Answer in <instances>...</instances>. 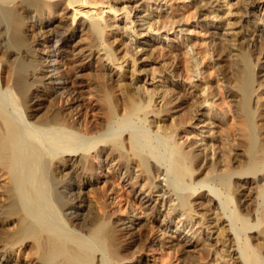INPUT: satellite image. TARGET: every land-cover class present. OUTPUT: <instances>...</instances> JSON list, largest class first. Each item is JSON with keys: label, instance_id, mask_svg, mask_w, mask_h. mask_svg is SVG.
I'll use <instances>...</instances> for the list:
<instances>
[{"label": "bare ground", "instance_id": "bare-ground-1", "mask_svg": "<svg viewBox=\"0 0 264 264\" xmlns=\"http://www.w3.org/2000/svg\"><path fill=\"white\" fill-rule=\"evenodd\" d=\"M188 2L190 22L169 0H0V264H139L158 243L264 264V35L230 0Z\"/></svg>", "mask_w": 264, "mask_h": 264}, {"label": "rangeland", "instance_id": "rangeland-1", "mask_svg": "<svg viewBox=\"0 0 264 264\" xmlns=\"http://www.w3.org/2000/svg\"><path fill=\"white\" fill-rule=\"evenodd\" d=\"M231 3H235V8L232 10L233 12H236L238 16H240L242 14L243 19H249L253 21V25H257L260 28V32L262 35H264V21H260L259 17L264 16V6L262 7V9H255L254 12L249 13V14H245L242 9H243V1L244 0H230ZM169 3H171V6L176 7V12L177 13H182L183 16H185L184 18L188 20V22H190L192 19L190 18V14L188 15V12L191 11V9L189 7H185L187 6V4L190 6L188 0H169ZM182 5H185L183 10L178 9V7H181ZM168 12H170V9H167ZM232 29L234 31H238L239 29L232 27ZM191 30V31H190ZM200 29L196 28V29H192L191 27H189V30L184 31L182 33V36H187V37H194L197 38L195 40L196 43V47H198L199 49H204L205 51L207 50V45H208V36L206 34H203V31H200ZM250 31V29H249ZM249 31H246L245 34L248 38L253 39L251 37V35L249 36ZM169 39H174L173 36L169 35L168 36ZM63 39L65 40V42L68 44L67 48L64 49V52L62 54L61 57H59V65L58 67L61 69H63L62 65L64 64L66 58L68 57L70 52H76L78 49H80L81 47H83V44L86 40V34L81 33V34H72L69 36H64ZM175 40V39H174ZM97 55L94 56V58H96ZM150 59L152 61V65L147 66L146 68L149 70H154L156 73H159L160 71H163V69L165 68L164 66L161 65V63H159V55L157 52H152L150 54ZM93 66L96 67V63L93 62ZM93 67V71L92 73H96V68ZM87 76H84V79ZM263 102H264V92H263ZM214 126L211 125V131H213L216 135H218L219 132L222 131L223 126L222 124H219L218 122H214L213 123ZM101 186V184H97L95 185V188H99ZM253 187L254 184H247L244 185L243 187L238 188L237 192L238 194H248L250 195L253 192ZM126 191V195L128 196V199L130 198L129 195V189L125 190ZM84 197L85 199L88 201L90 200V196H91V192H89L88 188H85L84 190ZM252 195V194H251ZM244 201V198H242ZM137 203V202H136ZM124 206H122L123 208ZM155 207H153V204H151L150 207L148 208H142L141 209V213L138 212V214L136 216H144L145 214H147L150 210L153 211L152 209H154ZM143 212V214H142ZM122 215H125L122 214ZM160 223V221H158L157 223L153 224V232L154 235L158 238H160V232H159V228H158V224ZM177 224L173 223L171 225V228L169 229V231L167 232V235H169V237H175V235L173 234L172 231H174V227ZM180 228V227H179ZM184 236L183 234H181V237ZM162 237V236H161ZM165 240L169 241L170 238L168 237H164ZM159 242V241H158ZM151 250L149 251H145L143 256H142V261L139 264H176V261L178 259L181 258H185L187 256H193L196 259L201 260V250L198 249V247H189V248H184L182 250L181 247H173V248H163L161 247V244H154L152 246V248H150ZM14 261L11 262L10 264H33L32 262V258H31V253L30 251L27 249L25 251H23L22 253H18L17 255H15L14 257Z\"/></svg>", "mask_w": 264, "mask_h": 264}]
</instances>
